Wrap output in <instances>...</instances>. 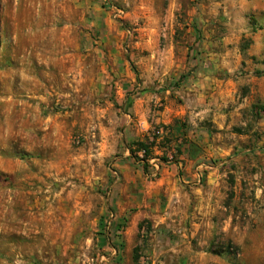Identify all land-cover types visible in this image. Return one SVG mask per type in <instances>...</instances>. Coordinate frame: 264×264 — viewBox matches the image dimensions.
Returning a JSON list of instances; mask_svg holds the SVG:
<instances>
[{
	"label": "rangeland",
	"instance_id": "rangeland-1",
	"mask_svg": "<svg viewBox=\"0 0 264 264\" xmlns=\"http://www.w3.org/2000/svg\"><path fill=\"white\" fill-rule=\"evenodd\" d=\"M0 264H264V0H0Z\"/></svg>",
	"mask_w": 264,
	"mask_h": 264
},
{
	"label": "crops",
	"instance_id": "crops-1",
	"mask_svg": "<svg viewBox=\"0 0 264 264\" xmlns=\"http://www.w3.org/2000/svg\"><path fill=\"white\" fill-rule=\"evenodd\" d=\"M202 87H204L203 80L192 84L191 88L188 89V91H190L189 93H191L194 98L196 97V99L199 100V103L203 99V94L199 90V88ZM191 101L193 102V99ZM191 105H196L195 101ZM203 111H205V109H195L194 111H192L196 116L201 115L199 116V118H197L198 120H194L193 118L190 119L189 116H187L190 112L187 111L186 106H180L178 109H176L173 115V119L175 120L182 119V121L186 120L188 122V126L186 127L187 133L185 134V136L188 137V144L186 145L185 152L180 156V162L178 163V167L176 168L178 174L182 172L187 176H195L197 170H199L201 166L194 167L193 165L202 164L205 155L207 154V152H209V148L213 147L212 144L208 142V138L204 137V131L202 130L203 116L201 113H203ZM171 120L172 119H169L167 121ZM162 121H164V119ZM173 133L174 137H176V140L178 141L180 139L179 137H181L180 134L182 133V129L179 128V125H176ZM172 172L173 171H170L169 173ZM179 194L180 193L174 194V202H172L173 204H171L170 202V211L166 214V216L161 217L162 221L166 219L170 221L179 220L183 217V212L180 209L179 204L181 203L179 202L180 198L177 197ZM171 201H173V199H171Z\"/></svg>",
	"mask_w": 264,
	"mask_h": 264
},
{
	"label": "trees",
	"instance_id": "trees-1",
	"mask_svg": "<svg viewBox=\"0 0 264 264\" xmlns=\"http://www.w3.org/2000/svg\"><path fill=\"white\" fill-rule=\"evenodd\" d=\"M173 126H176V125L174 124ZM179 128L181 129L180 125H179ZM168 133H170L169 137H167V134ZM184 134L185 133L182 132L180 135H184ZM160 135H157V134L153 133L152 140H149V138H146L144 140H137V141L132 142V144L130 146L129 151H130L131 155H133V157L139 163L142 164V167L144 169L147 168V166H148L147 163H148V160L150 158H157L159 161L164 162V163H166L168 161L167 157H165V155H164L165 152H163V151L167 150L168 145H170V143H171L170 140L173 139V136H172L171 132H169V130L166 133V135L162 137L161 142H159V144H158V147L161 148V149H163V151L161 153V156H153L152 155V149L155 146L154 139L158 138ZM174 138H176V137H174ZM183 138L184 137L181 138V141L183 140ZM182 145H183V143H181V142L179 144H177V145H174L175 146V147H173V149H174V153L173 154L174 155H173V158L170 161V163H176L177 162V160H176V154H180V152H181L180 149H181ZM139 151H143L142 157H139L137 155V153Z\"/></svg>",
	"mask_w": 264,
	"mask_h": 264
},
{
	"label": "built area",
	"instance_id": "built-area-1",
	"mask_svg": "<svg viewBox=\"0 0 264 264\" xmlns=\"http://www.w3.org/2000/svg\"><path fill=\"white\" fill-rule=\"evenodd\" d=\"M154 133L155 134H157V135H160V134H162L163 133V130L161 129V128H159V129H156L155 131H154ZM137 155L139 156V157H142V155H143V151H139L138 153H137ZM173 153H167L166 154V157H167V159H168V161L166 162V163H170V161L172 160V158H173ZM158 160L157 158H150L148 161H150V160ZM160 163H164V162H161L160 161Z\"/></svg>",
	"mask_w": 264,
	"mask_h": 264
}]
</instances>
